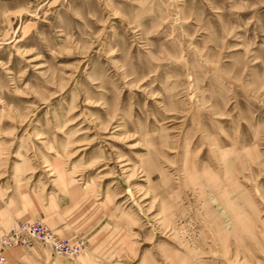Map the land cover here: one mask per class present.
Returning <instances> with one entry per match:
<instances>
[{
    "label": "rangeland",
    "instance_id": "obj_1",
    "mask_svg": "<svg viewBox=\"0 0 264 264\" xmlns=\"http://www.w3.org/2000/svg\"><path fill=\"white\" fill-rule=\"evenodd\" d=\"M2 264H264V0H0Z\"/></svg>",
    "mask_w": 264,
    "mask_h": 264
},
{
    "label": "built area",
    "instance_id": "obj_2",
    "mask_svg": "<svg viewBox=\"0 0 264 264\" xmlns=\"http://www.w3.org/2000/svg\"><path fill=\"white\" fill-rule=\"evenodd\" d=\"M32 242L46 244L52 252L67 257H78L83 252L82 242L59 238L41 221L19 223L0 237V264L4 261L1 254L4 249L27 247Z\"/></svg>",
    "mask_w": 264,
    "mask_h": 264
}]
</instances>
